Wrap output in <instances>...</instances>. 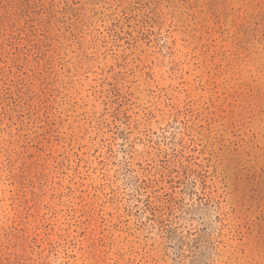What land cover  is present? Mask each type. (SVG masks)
I'll return each instance as SVG.
<instances>
[{"label": "rangeland", "instance_id": "rangeland-1", "mask_svg": "<svg viewBox=\"0 0 264 264\" xmlns=\"http://www.w3.org/2000/svg\"><path fill=\"white\" fill-rule=\"evenodd\" d=\"M0 264H264V0H0Z\"/></svg>", "mask_w": 264, "mask_h": 264}]
</instances>
